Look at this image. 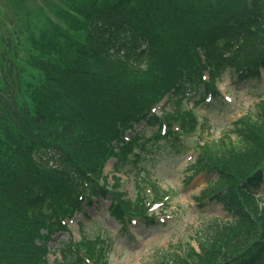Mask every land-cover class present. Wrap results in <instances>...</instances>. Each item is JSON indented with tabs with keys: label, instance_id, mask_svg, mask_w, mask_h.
<instances>
[{
	"label": "trees",
	"instance_id": "obj_1",
	"mask_svg": "<svg viewBox=\"0 0 264 264\" xmlns=\"http://www.w3.org/2000/svg\"><path fill=\"white\" fill-rule=\"evenodd\" d=\"M6 1L7 18L16 15L20 25L17 36L29 18L41 29L25 44L18 38L16 47L0 24V264H47L45 243L64 229L59 219L89 204L92 195L109 198L118 220L122 209L142 208L139 182L133 199L125 201L92 172L99 175L112 142L147 117L155 101L173 89L172 109L161 118L182 114L184 123L195 125V116L181 107L187 93L202 100L203 91L214 89L209 81L226 70L255 73L264 61V0H60L54 22L43 8L18 9L25 0ZM22 48L29 73L16 62ZM204 70L210 72L205 81ZM234 126L229 150L221 138L203 142L189 167L215 175L197 198L216 197L232 212L230 222L202 225L196 240L206 260L187 247L192 264H214L222 244L237 252L239 242L245 247L257 236L251 214L264 201V192L254 193L261 179L256 169L264 165V101ZM137 135L119 148L129 151ZM154 188L160 198L163 192ZM84 238L93 247L103 242L100 236ZM57 251L55 264H75L69 241ZM162 264L181 263L169 252Z\"/></svg>",
	"mask_w": 264,
	"mask_h": 264
},
{
	"label": "rangeland",
	"instance_id": "obj_2",
	"mask_svg": "<svg viewBox=\"0 0 264 264\" xmlns=\"http://www.w3.org/2000/svg\"><path fill=\"white\" fill-rule=\"evenodd\" d=\"M25 1L26 3L23 2V5H20L18 9H23V12L25 8L27 10L29 8L35 10L43 8L46 11L47 20L50 19L53 22L57 19L54 15L57 8L63 6L60 0ZM0 5L5 8V18L10 21L9 27L17 31L20 25L16 15L13 19L7 18L8 9L11 10L8 2L0 0ZM21 14L20 11L18 15ZM27 26L24 34L18 35L20 45L25 44L30 33L37 37L41 29V24L32 18H29L28 22L25 21L23 28ZM3 27L5 28V26ZM78 36L83 38L81 30L78 32ZM17 54V64L27 71L26 73H29L30 66L26 50L24 51L22 48ZM32 75H38V72L33 70ZM231 82L227 76H223L222 81L217 85L221 96L227 95L231 98L232 102L227 105L215 104L211 107L195 105L194 101L189 102L188 106L192 105L198 123L194 126L184 124L183 121V131L178 132L180 145L182 141V147L185 149L182 153L165 140H160L161 142L151 146L150 151L145 154L146 158L139 162L143 168L141 173L143 174L144 169L149 173V182L156 184L158 190L169 194L164 207V212L167 214L164 218L167 220L162 225L147 227L144 224H136L132 226L129 232H121L117 221L108 215L107 206L109 202L104 200L96 209L88 208L89 218H80L86 235L98 234L108 241L106 255L96 254L95 256L96 259L103 261L102 264H157L159 260H165L169 252L173 251L177 245L181 247L195 238L196 234L201 231V225L205 222L213 218L225 219L227 217L224 214L225 210L219 205L206 204L199 209L195 207L193 198L204 188L208 180L214 179L213 176L202 174L190 180L185 177L187 173L189 174L187 172L188 165L196 156H194V148L203 142H215L220 138H230L233 141L232 121L240 115L250 112L258 99V95H260L257 94L260 89L255 90L253 84L239 90ZM258 84L260 85V82ZM229 89H234V91ZM261 96L264 97V93ZM217 101L215 99V103H218ZM174 125L176 128L180 123L177 122ZM140 127L142 125L137 126V130ZM150 134L151 130L146 128L144 135L149 136ZM110 169V166L106 168L107 173L110 172ZM132 176L131 173L123 175L120 184V188L128 194L129 198L133 196L132 181L134 178L132 180ZM108 181L111 182L110 177H108ZM69 229L67 232L63 231L53 235L48 247L54 251L61 241L71 238L77 241L79 236L82 237L83 233L77 229L76 224L69 223ZM79 251L84 252L85 250L79 249ZM86 251L93 252L92 249ZM54 255L58 257V253L55 254L54 252L50 254L49 258L52 259ZM90 262L95 264L93 260Z\"/></svg>",
	"mask_w": 264,
	"mask_h": 264
}]
</instances>
